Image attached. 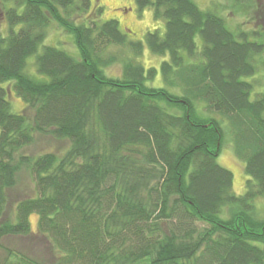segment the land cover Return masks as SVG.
<instances>
[{"label":"trees","instance_id":"1","mask_svg":"<svg viewBox=\"0 0 264 264\" xmlns=\"http://www.w3.org/2000/svg\"><path fill=\"white\" fill-rule=\"evenodd\" d=\"M133 1L164 22L163 33L127 41L90 0H0V248L42 237L51 264H264V218L253 205L264 198V94L251 99L245 80L264 70V34L231 31L194 0ZM53 22L73 37L78 59L42 45ZM122 45L132 56L119 60L108 48ZM145 46L167 56L162 86L149 85L157 70L136 61ZM31 56L39 78L26 72ZM117 62L121 74L109 76ZM12 93L31 123L11 111ZM222 120L248 177L242 195L217 163ZM35 133L69 147L61 157L20 154ZM23 167L34 194L16 202L10 221Z\"/></svg>","mask_w":264,"mask_h":264},{"label":"rangeland","instance_id":"2","mask_svg":"<svg viewBox=\"0 0 264 264\" xmlns=\"http://www.w3.org/2000/svg\"><path fill=\"white\" fill-rule=\"evenodd\" d=\"M201 10H210L224 18L226 26L231 31H247L260 32L264 34V11L257 12L260 5L264 4V0H194ZM90 7L93 10L96 7L101 8L99 21L116 20L120 30L126 35L127 41L144 42L145 34L153 30L160 33L164 31V22L155 20L152 17L151 9H145L139 12L133 0H90ZM6 24L0 23V32L5 33ZM252 41H258L256 36H251ZM264 39V35H263ZM42 45L52 46L66 51L72 57L78 59L79 53L74 44V39L70 34L65 33L56 23H51L47 28L46 37ZM108 51L115 53L119 60L131 57V52L126 45L112 46ZM260 61L264 60V53L258 57ZM167 56H159L152 54L145 46L142 54L136 61L144 68H155L157 70L156 77L149 82L153 87L162 86V79L159 72V66ZM258 71L247 81L253 82L251 99L256 94H264V70L258 65ZM109 76H119L122 71L120 62H117L106 68ZM26 72L35 78H39L34 67V57L27 59ZM13 113L24 112L28 122H32L33 111L26 110L25 104L14 95L7 97ZM220 118V116L215 115ZM224 129V138L221 144L220 152L217 157V163L227 169L232 174V190L236 195H242L245 191V182L248 179L244 172L242 161L235 155L233 149V140L231 139V131L226 121L222 120ZM69 147L66 140H55L49 135L34 134V142L20 150V154L28 157H36L45 153H53L61 157ZM34 194V183L29 172L23 167L17 177L16 186L9 191V205L6 210V218L13 221V209L17 201L28 198ZM256 214L264 218V198H257L253 202ZM29 224L32 231L36 230L37 216L31 214L29 216ZM5 249V250H4ZM13 251H18L27 259H33L44 264H51L53 254L50 246L45 238L33 237L31 240L13 238L5 240L2 248H0V262L6 264H26L20 259V255ZM139 262L138 264H141Z\"/></svg>","mask_w":264,"mask_h":264}]
</instances>
